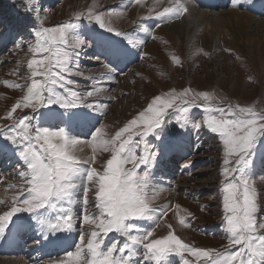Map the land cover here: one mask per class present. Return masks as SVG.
<instances>
[{"label": "snow or ice", "instance_id": "6c2138e0", "mask_svg": "<svg viewBox=\"0 0 264 264\" xmlns=\"http://www.w3.org/2000/svg\"><path fill=\"white\" fill-rule=\"evenodd\" d=\"M131 3L138 5L142 0H131ZM26 4L30 11H38V0H26ZM189 11L187 0H171L170 6L156 13V18L180 19ZM73 15L76 22L58 27H44V20L39 21L41 27L36 29L34 41L28 45L33 53L26 66L30 75L24 85H14L26 88V93L6 116L0 117L12 121L7 127L0 126V154L18 155L23 165L18 172L22 179L20 193L13 197L10 210L0 214V240L8 239L12 229L24 232L38 227V242L63 245L67 240L64 234L73 232L77 226L74 209L82 197L81 222L93 225L89 238L86 242L81 233L79 243L70 246L74 251H67L66 258L55 264H139L138 257L145 264H171L173 255L179 256L182 264H264V221L258 220L257 191L248 176L255 166L257 153L264 152V110L231 102L225 106L213 105L211 101L221 100L214 91L193 93L192 89L185 88L177 93L172 89L154 96L111 137L106 138V126L93 125L88 133L91 139L86 142L91 144L92 155H77V145L83 142L73 134V126L90 123L94 119L92 112L104 109L100 111L103 116L108 108L106 104L88 102L89 97H98L105 89L93 86L91 91L80 93L73 87L77 83L73 77L84 75L80 70V52L85 48H102L108 60L102 65L106 69L104 75L114 80L116 67L113 65L133 54L142 42L111 26L110 14H96L90 8ZM85 16L100 29L122 39L111 43L103 33L82 36L78 31L79 22ZM141 30L149 31L142 26ZM199 53L209 55L203 49ZM173 61L180 65L178 57H173ZM189 94H192L191 101L186 99ZM177 99L182 101L181 105H176ZM196 99L206 102L205 115L200 122L193 119L191 127L216 134L223 145L222 200L228 244L222 251L186 243L171 225L167 235L156 237L161 217L156 215L153 201L160 189L152 183L151 169L163 161L166 147H173L165 143L169 135L166 117L176 106L182 114L176 123L181 130L185 129L190 120V107L200 106ZM17 110L23 114L13 120ZM24 110H30L31 114ZM147 137L158 141L159 146L148 147ZM98 150L111 153L103 171L92 166ZM129 164L132 167H126ZM141 165L142 172L138 170ZM89 192L93 193L94 212L88 211ZM141 222L148 226L142 227ZM179 223L187 228L191 222L180 217ZM113 233L122 239L105 244V238Z\"/></svg>", "mask_w": 264, "mask_h": 264}, {"label": "rangeland", "instance_id": "374dc122", "mask_svg": "<svg viewBox=\"0 0 264 264\" xmlns=\"http://www.w3.org/2000/svg\"><path fill=\"white\" fill-rule=\"evenodd\" d=\"M193 1L204 15L202 18L213 22L204 20L197 25L190 12L180 19L158 20L156 13L170 6L171 0H142L138 5L131 3V0H38L37 12L30 11L26 0H0V117L6 116L17 100L26 93V88H16L14 85H24L30 75L26 66L33 58V53L29 51L28 45L34 41L36 29L41 27L39 21L44 20V27H58L70 21L76 22L73 14L78 11L87 12L90 8L96 14H110L111 26L142 42L141 47L135 49L133 54L123 57L125 64H131L133 68L131 66L126 75H115L114 80H108L104 75L106 69L102 65L108 60L102 48H85L80 52V70L84 75L73 77L77 81L73 87L80 93L91 91L93 86L106 90L98 97L88 98V102L93 104L108 105L103 116L100 111L104 109L92 112V116L103 118L100 125L106 126V138L114 135L124 123L142 111L154 96L168 93L172 89L177 93L185 88L192 89L193 93L214 91L221 100L211 101L213 105L225 106L231 102L254 106L258 111L264 110V0ZM133 9L138 10L134 19H130L128 15L123 16ZM233 11L240 14L233 15L230 13ZM242 13L250 14L253 20L247 22L242 19ZM122 23L123 26L120 25ZM177 23L182 24L186 31L180 34L182 37L179 35L174 40L167 39L163 31ZM141 26L147 27L149 31H142ZM78 31L82 36L103 33L110 38L111 43L122 39L100 29L98 24L86 16L81 17ZM200 49L209 55L198 54ZM139 57H143V60ZM173 57L179 58L180 65L174 63ZM123 58L113 66H123ZM88 77L93 79L89 80ZM186 99L191 101L192 94ZM181 103L182 101L177 99L176 105ZM205 103L203 99H196V104L200 106L190 107L189 124L183 130L176 123L182 115L176 106L168 111L166 119L169 135L165 143H171L173 147H166L163 161L151 169L152 183L155 188L160 189L158 198L153 201V206L157 209L156 215L161 217L159 227L156 228V237L167 235L170 231L168 225H171L186 243L194 247L222 251L228 244L224 230L222 200L223 145L216 134L204 128L197 131L191 127L193 119L200 122L205 115ZM24 111L31 114L30 110ZM22 114L21 110H17L13 120ZM36 122L43 123L40 120ZM11 123V120L0 119V126L7 127ZM79 125L73 126V134L84 143L90 141L88 133L92 129L91 125L87 124V131L84 128L83 131L79 130ZM94 125L97 126V123ZM146 140L148 147L159 146V142L152 137H147ZM86 145L88 153L85 157H90L91 144ZM76 154L79 155L77 151ZM140 154L143 155V151ZM110 156V152L98 150L92 166L98 171H103V165ZM189 160L191 165H188ZM22 166L18 155L14 156L11 152L0 154V200L3 201L0 203V214L10 210L13 197L20 193L22 179L18 172ZM126 167L130 168L132 165ZM138 170L142 172L143 166ZM248 176L254 181L257 191L260 209L258 220L264 221V152L257 153L255 166L250 169ZM13 185L16 187H12ZM87 195L88 211L94 212L93 193L89 192ZM177 205L180 207L177 208ZM83 207L81 197L74 209L77 226L73 232L64 234L67 239L74 236L76 243H79L81 233L85 235L87 242L93 228V225L81 222ZM188 213H191V216ZM180 217L190 220V227H183L179 223ZM141 223L142 227L148 226L147 223ZM13 230L16 229H12V232ZM27 231L28 241L40 240L38 227L37 230ZM121 239L113 233L105 238V244ZM0 249H3L2 245ZM6 255L0 252V259H5ZM65 258L66 252L57 254L51 259L48 258L47 264H55ZM186 258L190 261L194 259L187 254ZM138 259L139 264H145L141 257ZM170 260L171 264H182L179 256L173 255ZM18 262L16 260V264Z\"/></svg>", "mask_w": 264, "mask_h": 264}, {"label": "bare ground", "instance_id": "6f19581e", "mask_svg": "<svg viewBox=\"0 0 264 264\" xmlns=\"http://www.w3.org/2000/svg\"><path fill=\"white\" fill-rule=\"evenodd\" d=\"M86 1V0H85ZM193 2V3H192ZM187 4H188V7L190 9V14H191V18L196 22L197 25H200L201 23H203V21L205 20H208L207 18H202V16H204L201 11H199L198 8L196 5H195V2L193 0H187ZM257 4V3H256ZM137 11L136 9H133L130 13H125L123 14V16L125 17L126 15H128V17L130 19H134L136 16H137ZM207 12V11H206ZM227 13V12H226ZM232 13L233 15H239L240 13L238 11H233V12H230ZM230 13H228V15H230ZM224 14V13H223ZM213 15V14H212ZM227 15V14H226ZM242 19H246L247 22H249L250 20H253V16H251L250 14H245V13H242V16H241ZM192 20V21H193ZM210 20V19H209ZM208 20V21H209ZM193 21V22H194ZM207 21V22H208ZM216 21V20H215ZM210 22H213L212 20H210ZM207 24V23H206ZM121 26H123V23L120 24ZM193 25V24H192ZM211 25V24H210ZM225 25V24H224ZM223 25V26H224ZM217 26V25H216ZM219 27V26H218ZM211 28H212V25H211ZM221 28V27H219ZM162 29V28H161ZM215 29V28H214ZM160 30V29H159ZM163 30V29H162ZM213 30V29H212ZM185 28L184 26L181 24L179 25L178 23L176 25H173V26H170V27H167L165 29V31H163L165 34H166V38L167 39H171V40H174L177 36L179 37L180 34H183L185 32ZM162 32V31H160ZM219 32V31H218ZM187 34V33H185ZM219 35V33H218ZM151 36V34H150ZM181 36V35H180ZM184 36V35H183ZM182 37V36H181ZM184 38V37H183ZM14 46V45H13ZM16 48V46H15ZM14 49V47H13ZM81 127V128H80ZM80 130L83 131V128L82 125L79 126ZM82 149V150H81ZM78 154L80 156H83L85 157L88 153V147L86 145V143H81L79 145V148L77 150ZM189 154V153H187ZM171 160V159H170ZM171 164V163H170ZM172 165V164H171ZM175 165V164H174ZM177 167V166H176ZM174 168V166H173ZM179 168V167H178ZM163 191V189H162ZM164 193V192H163ZM168 198V197H166ZM18 234V233H17ZM17 234L15 233V231H13L12 233V236L10 238L11 242L10 243H15L17 241L20 240V238L17 236ZM1 241V240H0ZM16 260L19 261L18 264H28V262L25 260V257L23 256H16V257H12V258H5V259H0V264H16Z\"/></svg>", "mask_w": 264, "mask_h": 264}]
</instances>
